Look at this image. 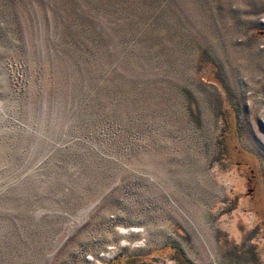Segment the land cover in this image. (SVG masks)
Returning <instances> with one entry per match:
<instances>
[{"label":"rangeland","instance_id":"rangeland-1","mask_svg":"<svg viewBox=\"0 0 264 264\" xmlns=\"http://www.w3.org/2000/svg\"><path fill=\"white\" fill-rule=\"evenodd\" d=\"M264 264V0H0V264Z\"/></svg>","mask_w":264,"mask_h":264},{"label":"trees","instance_id":"trees-1","mask_svg":"<svg viewBox=\"0 0 264 264\" xmlns=\"http://www.w3.org/2000/svg\"><path fill=\"white\" fill-rule=\"evenodd\" d=\"M180 260H181L183 263L189 264V262H188L187 260H185L184 258H180Z\"/></svg>","mask_w":264,"mask_h":264}]
</instances>
